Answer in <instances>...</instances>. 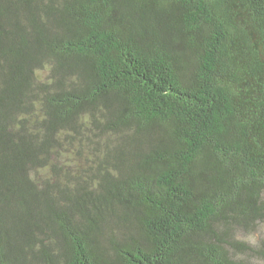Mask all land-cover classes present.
I'll return each instance as SVG.
<instances>
[{"label":"trees","instance_id":"trees-1","mask_svg":"<svg viewBox=\"0 0 264 264\" xmlns=\"http://www.w3.org/2000/svg\"><path fill=\"white\" fill-rule=\"evenodd\" d=\"M264 0H0V264H264Z\"/></svg>","mask_w":264,"mask_h":264},{"label":"rangeland","instance_id":"rangeland-1","mask_svg":"<svg viewBox=\"0 0 264 264\" xmlns=\"http://www.w3.org/2000/svg\"><path fill=\"white\" fill-rule=\"evenodd\" d=\"M237 236L251 245H257L264 241V224H260L255 233L242 231Z\"/></svg>","mask_w":264,"mask_h":264}]
</instances>
